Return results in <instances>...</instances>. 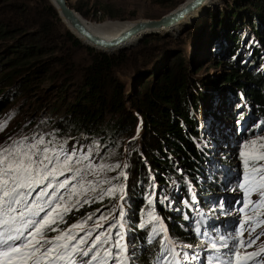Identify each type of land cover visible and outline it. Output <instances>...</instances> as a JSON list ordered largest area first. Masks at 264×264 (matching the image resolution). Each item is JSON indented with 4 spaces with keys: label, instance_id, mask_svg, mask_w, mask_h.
Returning a JSON list of instances; mask_svg holds the SVG:
<instances>
[{
    "label": "trees",
    "instance_id": "16d2710c",
    "mask_svg": "<svg viewBox=\"0 0 264 264\" xmlns=\"http://www.w3.org/2000/svg\"><path fill=\"white\" fill-rule=\"evenodd\" d=\"M148 1L170 6L176 0ZM74 8L90 19L88 6ZM205 28L179 42L146 38L138 49L111 57L84 46L50 0H0V122L21 100L18 114L31 108L23 124L0 131V145L26 133L29 141L43 138L41 148L75 153L73 171L57 180L87 189L70 197L60 190L74 207L56 227L83 223L95 235L116 224L113 237L123 233L132 264H164L165 237L168 247L187 255L182 264L196 260L195 229L214 205L219 178L235 164L245 171L240 150L264 135V0H227L210 16L208 39L199 44ZM204 47L207 57L199 55ZM211 55L231 70L228 78H199ZM122 72L135 73L130 87ZM231 144L235 154L223 150ZM216 155H223L220 163ZM88 165L81 181L75 169L83 175Z\"/></svg>",
    "mask_w": 264,
    "mask_h": 264
},
{
    "label": "snow or ice",
    "instance_id": "6c2138e0",
    "mask_svg": "<svg viewBox=\"0 0 264 264\" xmlns=\"http://www.w3.org/2000/svg\"><path fill=\"white\" fill-rule=\"evenodd\" d=\"M6 128L7 121L0 122V131ZM43 144V138L34 141L24 138L0 145V264H131L127 245L122 243L123 233L117 232L116 237L111 235V228H115L116 224L95 235L90 230L86 231L83 223L63 230L55 226L63 222L64 214L74 207L60 190L68 191L70 197L87 189L82 182L69 189V179L57 180L65 171H73L75 153L67 154L63 147L59 151L41 148ZM243 147L241 156L244 158L245 175L244 183L239 187L248 197L244 207L251 206L256 216L245 214V221L240 226L241 237L233 236L231 246L225 236L218 238L219 243L213 241L210 247L215 255L208 257V264H213V261L216 264H233L231 256H235V264H248L256 257L264 260V249L252 253L245 251L243 260L239 251L241 247H251L260 235H264L261 231L253 237L256 229L264 226L262 213L257 211L264 209V164L259 163L264 161V137L253 139ZM91 170L92 166L88 165L83 175L81 169H75V172L84 181ZM115 191L114 188L109 189L108 195ZM254 193L259 196L257 201L251 200ZM120 216H123L122 211ZM99 219L107 218L101 216ZM96 227H103L99 220ZM153 231L155 235L156 230ZM159 231L166 230L161 226ZM244 231L249 233L247 240L242 238ZM80 232L84 235L81 236ZM50 233L57 234L50 237ZM165 240L167 244L163 246L160 259L164 264H180L177 259L179 253L174 247H168L172 241L167 237ZM221 248L228 249L223 259L219 255ZM168 256L171 260L167 259ZM183 259H187V255Z\"/></svg>",
    "mask_w": 264,
    "mask_h": 264
},
{
    "label": "rangeland",
    "instance_id": "374dc122",
    "mask_svg": "<svg viewBox=\"0 0 264 264\" xmlns=\"http://www.w3.org/2000/svg\"><path fill=\"white\" fill-rule=\"evenodd\" d=\"M185 2L182 1L179 3L178 0H176L173 3V5L166 6V5H157V4L155 5L154 3H152L151 1H148V0H70V4H71L72 8H74V5H78V4H81L85 7L88 6L89 12H90L89 13L90 19L87 20L78 12L79 16L84 21H86L90 24L96 25V26H104L106 24H109V25L110 24H115V25L121 24V25H123V24L132 23V22L160 20L163 17L170 14L171 12L175 11L177 8H179L181 5H183ZM226 2H227V0H209L207 4H204L197 11H195L192 15H190V17H192V19L190 21H188L189 17L184 18L174 27L164 28V29L159 30V32H156V33L152 32L151 34H142L140 36H136L134 39H131V41L126 45L125 48H123L122 51H120V50L116 51L115 50V51H113L114 54H111L109 56L119 57V56L126 54L127 52H131L133 50H136L141 46L143 39H146V38L159 39V41L170 39V40H173V42H176V41L179 42L181 40H185L186 35L188 33H190L191 31L198 29V28H201V27L206 25V28H205V30H203L202 35L199 39V44L205 43L206 40L208 39L207 23L210 20V16L212 14H217L219 10L224 9ZM90 20H92V21H90ZM64 24L66 25V23H64ZM67 28L70 29L68 26H67ZM81 40H80V42H81ZM135 40H137V41H135ZM84 46H86V45H84ZM197 46H198V44L194 43V49H197ZM154 49H158V48H154ZM210 52L213 55L214 50L210 49ZM96 53H99V52L96 51ZM99 54H101V53H99ZM207 54L208 53L206 52L205 47H204V49H201V51H199V55H201V56L207 57ZM212 55H211V58H209V59L206 58L207 61L204 62L203 65H200V67L202 69L200 70L199 78L202 79L203 82H209L212 79L220 80L223 77L228 78L230 75L231 70H229V68H224V67L220 66L218 60H215V56H212ZM204 57H202V58H204ZM134 75H135V73L125 75L123 72L118 74V76L120 77L121 80L128 83L129 87L134 82V80H133ZM226 86H228V85H226ZM23 101L24 100H21L19 102V106L24 104ZM19 106H16V108H14L12 111L7 112L6 120H5V121H7V128L4 129V133L8 132L9 130L16 127L18 122H20L22 124L24 123L25 116H27L28 110H30L31 108L28 105L27 108H25L24 113L18 114V112H17L18 108L17 107H19ZM209 106L210 105L208 104L207 110H208ZM245 106H247V105H245ZM241 108L242 107L240 106V109ZM248 108L251 109V106H248ZM249 114L253 115L250 113V111H249ZM249 114H248V116H249ZM219 121H220L219 118L215 119V122L212 124V128L210 129L211 133H214L213 131L215 129H219V127L217 126V123ZM25 134L26 133L22 134V138L23 137L26 138ZM260 137H264V135H258L256 137H254V139L260 138ZM133 139H135V138H133ZM16 140H21V139H16ZM252 140H253V138L249 139L248 142H250ZM248 142H246V143H248ZM223 150L230 153V154H235L236 153V146L234 144H231L228 148L224 147ZM242 151H244V147H242V149L240 150V154ZM222 156L223 155H221L219 157V155H216L215 157H213V161L220 163V161H222V158H223ZM224 158H225V156H224ZM232 161H234V158L232 159ZM234 162L238 163V165H239V161L237 159ZM259 163L264 164V161H260ZM234 166H235V167H233L234 171L231 172L230 175L238 174L237 171L241 169L240 167H237L236 164ZM37 191H39V188H37ZM33 195H35V193H33ZM258 198H259V196L255 195L253 197V200L258 199ZM245 211L246 210H243V209L240 210V212H237V215L234 219L229 220V223H230V221L235 220L237 218V216H239V220H238V222L236 220L237 223H234L233 228H239L238 233L240 235H241V227L240 226L244 222L243 216L245 215ZM116 219L117 218L114 217L111 220V222H115ZM223 224L226 225L225 222H223ZM101 229L102 228H100V230ZM96 231L98 232L99 229H96ZM257 231H258V229H256L255 233H253V237H255V235L257 234ZM261 231H264V226L259 227V232H261ZM244 232H245V237L244 236H242V237H243V239L247 240L249 238V233L247 231H244ZM83 234H84V232H80V235H83ZM111 235L114 236V229L113 228L111 231ZM260 244H264V235H260ZM179 255H181V254H179Z\"/></svg>",
    "mask_w": 264,
    "mask_h": 264
},
{
    "label": "water",
    "instance_id": "95a60500",
    "mask_svg": "<svg viewBox=\"0 0 264 264\" xmlns=\"http://www.w3.org/2000/svg\"><path fill=\"white\" fill-rule=\"evenodd\" d=\"M53 5L57 8L60 18L64 23H68L72 30L77 32L81 37L85 39L86 42H81L87 47L96 50L97 52L105 55L114 54L110 52L113 50L122 51L124 46L130 42L133 37L141 35L142 33L149 31H159L163 28H171L177 25L186 15L198 10L201 6L206 3V0H192L191 2H186L177 8L175 11L171 12L167 16L160 20H149L144 22H139L133 27L121 34V36L113 40H105L96 37L92 34L82 23L79 17V13L72 8L70 0H50ZM74 35H76L71 29H69ZM77 37V35H76ZM78 38V37H77ZM144 40V39H143ZM142 41V40H141ZM140 41V42H141ZM103 50L98 51L99 49ZM119 51V52H120Z\"/></svg>",
    "mask_w": 264,
    "mask_h": 264
},
{
    "label": "bare ground",
    "instance_id": "6f19581e",
    "mask_svg": "<svg viewBox=\"0 0 264 264\" xmlns=\"http://www.w3.org/2000/svg\"><path fill=\"white\" fill-rule=\"evenodd\" d=\"M192 0H186V2L188 3V2H191ZM208 1L209 0H206V3L205 4H207L208 3ZM185 2V3H186ZM195 11H197V10H195ZM195 11H193L192 13H190V14H188V15H186L184 18H190V15H192ZM80 17V16H79ZM183 18V19H184ZM182 19V20H183ZM80 20L82 21V23L84 24V26L92 33V34H94L96 37H98V38H101V39H105V40H113V39H115V38H117V37H119V36H121V34L122 33H124L125 31H127V30H129V29H132L133 27H135V25L137 24V23H139V22H132V23H128V24H123V25H121V24H106V25H104V26H96V25H93V24H90V23H88V22H86V21H84L81 17H80ZM144 22V21H143ZM71 30H72V28H71V26L67 23L66 24ZM164 29V28H163ZM161 30V29H160ZM76 35H77V37L78 38H80V39H82L84 42H86L85 41V39L83 38V37H81L77 32H75L74 30H72ZM152 32H154V33H156V32H159V31H149V32H145V33H142V34H151ZM141 34V35H142ZM138 36H140V35H138ZM135 37H133V39H134ZM131 41V40H130ZM128 44V43H127ZM126 44V45H127ZM126 45L124 46V48L126 47ZM97 49H99V48H97ZM98 51H102L103 52V50H101V49H99ZM113 51H115V50H113ZM113 51H110V52H113ZM117 51V50H116ZM245 117V116H244ZM251 123V122H250ZM247 125V124H246ZM257 126V125H256ZM248 129H250V128H248ZM252 129V128H251ZM240 130V129H239ZM254 131V130H253ZM234 133V132H233ZM251 133V132H250ZM252 134H253V132H252ZM251 134V135H252ZM245 135V134H244ZM249 135V134H248ZM237 136V135H236ZM240 136V135H239ZM246 137V136H245ZM248 137V136H247ZM248 138H250V137H248ZM254 139V138H253ZM257 139V138H256ZM240 140V139H239ZM247 141V140H246ZM243 142H244V140H243ZM237 156V155H236ZM240 157V156H239ZM223 159V158H222ZM231 159V158H230ZM240 159V158H239ZM228 160V159H227ZM226 160V161H227ZM238 160V159H237ZM240 161H241V159H240ZM232 162V161H231ZM234 163V162H233ZM228 166V165H227ZM239 167H241V165L239 166ZM233 168V167H232ZM226 169H228V167H226ZM90 230V229H89ZM180 237V236H179ZM192 238V237H191ZM186 247V246H185Z\"/></svg>",
    "mask_w": 264,
    "mask_h": 264
}]
</instances>
